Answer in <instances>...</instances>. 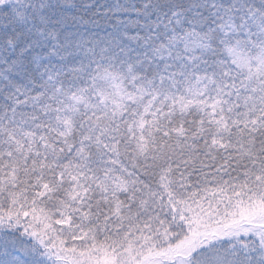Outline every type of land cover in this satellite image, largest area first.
Wrapping results in <instances>:
<instances>
[{"label": "snow or ice", "instance_id": "obj_1", "mask_svg": "<svg viewBox=\"0 0 264 264\" xmlns=\"http://www.w3.org/2000/svg\"><path fill=\"white\" fill-rule=\"evenodd\" d=\"M0 264H264V0H0Z\"/></svg>", "mask_w": 264, "mask_h": 264}]
</instances>
